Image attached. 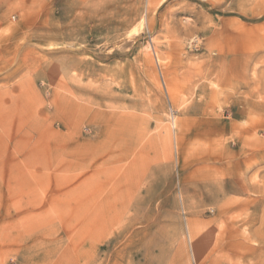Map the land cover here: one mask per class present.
<instances>
[{
	"label": "rangeland",
	"instance_id": "374dc122",
	"mask_svg": "<svg viewBox=\"0 0 264 264\" xmlns=\"http://www.w3.org/2000/svg\"><path fill=\"white\" fill-rule=\"evenodd\" d=\"M0 264H264V0H0Z\"/></svg>",
	"mask_w": 264,
	"mask_h": 264
}]
</instances>
